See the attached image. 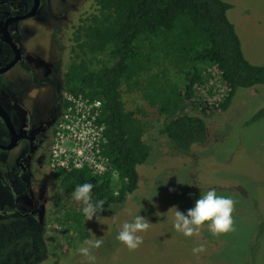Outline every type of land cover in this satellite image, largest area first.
<instances>
[{"label":"trees","instance_id":"trees-1","mask_svg":"<svg viewBox=\"0 0 264 264\" xmlns=\"http://www.w3.org/2000/svg\"><path fill=\"white\" fill-rule=\"evenodd\" d=\"M96 5L76 25L64 80L68 98L102 103L97 123L104 126L101 148L108 169L52 170L62 192L54 220L67 232L78 230L82 240L89 232L72 191L92 183L93 202L103 201L102 210L127 203L139 188V167L151 156L146 136L153 115L163 119L161 133L190 152L209 139L200 113H225L239 89L264 85V65L246 58L228 16L232 4L225 0H96ZM263 118L264 108L249 124Z\"/></svg>","mask_w":264,"mask_h":264},{"label":"rangeland","instance_id":"rangeland-1","mask_svg":"<svg viewBox=\"0 0 264 264\" xmlns=\"http://www.w3.org/2000/svg\"><path fill=\"white\" fill-rule=\"evenodd\" d=\"M225 1L232 4L228 16L241 38L246 58L253 64L264 65V0ZM46 4L51 17L44 25L43 21L37 23L33 19L22 22V26L35 29L25 36L26 51L31 58L42 57L39 62L44 63L45 56L59 54V47L64 44L63 60L67 69L76 25L81 17L97 11L96 0H46ZM15 68L9 75L0 76V80L16 81L22 68ZM31 77V72L28 75L23 71L19 78L30 86ZM262 108L264 85L239 89L227 112L200 113L207 122L209 139L195 145L190 152L179 150L162 134L163 119L153 115L152 128L146 136L152 147L151 156L139 167V188L127 203L101 210L92 220L85 218L84 227L89 237L84 240L78 230L67 232L54 217L49 223V232L43 233L35 225L29 230H19L9 239L2 238L0 264L21 261L32 264L37 260L38 264H91L88 257L78 251L80 247L90 248L94 264H264V118L249 124ZM55 143L56 135L53 147ZM52 162L56 166L57 161ZM6 166L5 160L0 159V192L10 189L3 183L10 182ZM56 187H34L23 198H35L47 192L52 199L57 193ZM210 188L233 200V229L213 235L204 225L193 236H184L174 227L175 207L186 214L194 207L201 191ZM59 193L62 197V192ZM60 195L55 203L52 199L47 204L46 211L60 208ZM36 207L40 209L39 204ZM137 215L145 217L149 227L138 233L143 243L129 250L117 236L122 225ZM0 220L14 221V218ZM96 239L102 241L99 248L84 243ZM200 245L204 246V251L193 254L192 249Z\"/></svg>","mask_w":264,"mask_h":264},{"label":"flooded vegetation","instance_id":"flooded-vegetation-1","mask_svg":"<svg viewBox=\"0 0 264 264\" xmlns=\"http://www.w3.org/2000/svg\"><path fill=\"white\" fill-rule=\"evenodd\" d=\"M48 9L46 0H0V76L9 75L17 66L22 68L19 72L32 74L30 86L19 78L22 73L13 83L6 78L0 80V159L7 163L6 174L10 181H3L10 189L0 192V218H14V221L0 220V236L6 230L0 238L3 240L19 230H29V227L38 226L43 233L49 232V223L55 217L56 208L46 211V206L52 199L53 203L57 200V187L52 199L47 192L46 195L41 192L35 198H23L34 187L56 186L52 175L55 167L52 151L68 98L64 80V44L59 47L60 56H45L44 63L39 62L42 57L31 58L26 51L25 36L35 29L22 26V22L33 19L37 23L43 21L44 25L51 17ZM38 263L39 260L32 264Z\"/></svg>","mask_w":264,"mask_h":264},{"label":"clouds","instance_id":"clouds-1","mask_svg":"<svg viewBox=\"0 0 264 264\" xmlns=\"http://www.w3.org/2000/svg\"><path fill=\"white\" fill-rule=\"evenodd\" d=\"M93 187L92 183H83L77 185L71 193L75 201L82 203L81 211L86 220H92L96 213L103 209V201L93 202ZM175 209L174 227L186 237L193 236L194 232L204 225H207L213 235L227 233L233 229L234 202L229 197L218 195L214 188L207 191L202 190L199 199L195 201L194 207L188 209L186 214L176 207ZM148 227L147 219L137 215L132 221H126L122 225V230L119 231L117 239L126 245L129 250H135L143 243V238L138 233L147 230ZM84 243L99 248L102 241L100 239L95 241L86 240ZM78 251L87 256L91 264H94L95 257L91 255L89 247H80ZM203 251V245L192 249L193 254Z\"/></svg>","mask_w":264,"mask_h":264},{"label":"built area","instance_id":"built-area-1","mask_svg":"<svg viewBox=\"0 0 264 264\" xmlns=\"http://www.w3.org/2000/svg\"><path fill=\"white\" fill-rule=\"evenodd\" d=\"M64 111L56 132L52 158L56 166L89 167L96 173H104L108 167L102 157L104 126L97 123L101 114V101L72 100ZM62 149H68L63 151Z\"/></svg>","mask_w":264,"mask_h":264}]
</instances>
